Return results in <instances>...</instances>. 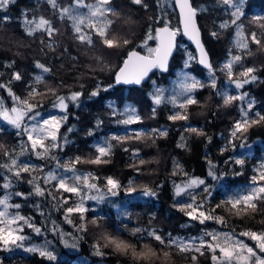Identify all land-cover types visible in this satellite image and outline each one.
I'll use <instances>...</instances> for the list:
<instances>
[{
  "label": "snow or ice",
  "instance_id": "snow-or-ice-1",
  "mask_svg": "<svg viewBox=\"0 0 264 264\" xmlns=\"http://www.w3.org/2000/svg\"><path fill=\"white\" fill-rule=\"evenodd\" d=\"M16 0H0V10L7 11L9 5ZM50 7L56 20L60 23L67 21L72 30L73 38L87 48H94L98 42L107 49H119L131 43V40L110 32L113 20L111 17L118 15L117 10L111 7L112 0H71L68 4H61L58 0H45ZM131 3L147 10L149 5L146 0H131ZM157 7L162 13H166L168 8L179 18V25L172 26L171 21L165 15L155 17L159 27L146 31L143 40L137 45L143 51L131 49L123 58L114 71L115 85H142L149 80L150 74L154 71L167 73L170 61L174 56L180 55L182 46L178 44L179 36L186 37L196 48L197 55H193L183 48L186 56L182 61V68L176 76L174 86L170 89L159 86L156 81L150 80L152 91L148 94L151 102L150 118L155 119L158 109L161 106L169 107L170 113L167 119L173 123L177 121L187 122L189 120L188 109L192 105H198L200 101L196 93L204 89H211L220 98L224 107L236 104L239 111V119L235 120L231 126L226 139V144L220 149L221 155L231 151L235 153L237 147L243 150L251 148L247 143L245 134L254 125L264 122V114L260 111L253 112L255 100L249 98L247 92L243 91L245 85L255 82L258 77L255 75L257 68L241 66L236 71V66L243 60L241 52L249 50V42L264 47V14L252 15L249 23L259 27L261 32L251 31L245 33L243 20L246 16V0H213L212 9H220L223 15L229 19L218 22L215 30L209 32L214 39L221 37V30L234 29L232 37V48L228 49V58L219 65H214L208 55L201 38V28L198 25V16L209 12L208 6H196L194 0H156ZM86 10V11H82ZM10 16H0V23L11 22ZM22 30L29 37L41 35L39 39L40 51L46 54L47 51L55 52L59 43L55 37L61 29L55 26L53 20L44 16H29L27 11L19 21ZM94 37L96 40L94 41ZM149 42H155V46H150ZM237 53L233 54L232 49ZM67 49H65V52ZM75 59V57H73ZM97 66L101 71H111L108 64L104 63L100 57H96ZM14 64L15 62H11ZM193 63L201 66L205 71V77L200 78L190 71ZM11 67V64L7 65ZM91 67V66H90ZM34 68L39 70V74H34L30 82L26 83V93L18 95L11 87L13 82L23 81V74L16 70L11 73V78L7 82L0 81V89L7 93L11 100V107H7L5 99L0 97V121L10 126L14 130V135L18 137L19 151L16 148L9 150L6 145L0 143V150H3L6 162H0V176L3 182L0 183V251L13 252L22 250L23 252L37 255L46 260L49 264H55L57 255L50 248V242L44 245H28L25 241L31 239L25 234V228L31 229L37 236L44 235V229L38 226L34 218L20 213L23 207L21 203H12L13 197L28 200L31 197L40 198L47 202L52 211H63V219L73 226L80 235L74 236L69 243L63 240L64 246L72 250L79 249V241L88 233V225H93L99 230L97 239L92 243L93 255L104 258L109 253L105 249H110L112 253L126 257L130 264H169L173 250L180 253H194L190 259L193 264L197 262V255H204V250L211 254L212 264H264V230L255 231L243 229L239 232L233 227L231 231H220L217 229H204L203 235L189 239L173 237L171 233L162 234L156 229H144L133 227L128 229L126 225L117 227L115 232L108 231L102 221L108 217L103 214L88 218L89 211H95L86 206L91 200L97 204L109 197H116L123 190L127 195H133L137 189L132 182L127 187H123L117 179L107 176L104 178L103 189L100 187L101 178L93 172H82L77 169V165L89 164L102 166L110 163L112 141H147L155 143L158 138H166L168 129L165 127L142 129L130 128L134 124L143 122V117L139 114L134 105L125 104L124 108L114 100H108L104 105L109 110L110 117L117 125L126 127L124 135L111 134L103 140L94 143L91 147L93 156L75 155L65 157L63 160L58 153L64 152L67 145L71 143L67 134L61 133V128L68 121L69 105L79 107L82 91L71 92L69 95H58L57 87L51 86L45 79L44 74H52V68L40 61L34 62ZM218 73H223L226 83L234 88L235 94L230 89L221 91L218 88ZM2 75V73H0ZM44 84L43 89L37 87ZM83 87V86H82ZM113 85L106 87L97 83L90 91L89 99L98 98L101 92H108ZM55 97L51 104V110L44 109L42 100L46 96ZM119 117V119H117ZM104 121L97 119L88 135H95L96 131L102 128ZM7 129L0 127V133ZM73 128H68L67 132H72ZM182 132L193 133L197 136H205L202 128L185 125ZM181 143L177 147H186L185 137L181 135ZM239 141V143H237ZM207 142L211 143V137H207ZM124 151H129L125 148ZM132 157L139 165L146 163L140 157L139 149H132ZM29 154L37 160L54 161L55 167L45 171L46 164H33L31 160L21 161L20 157ZM248 154L229 156L224 160L225 165H239L240 170L232 171L233 176H242L243 168ZM206 177H188L182 184H176L174 197L186 196V200H178L173 206L178 211L184 213L190 221H195L200 225L214 223L222 227H228L229 222L226 216L217 212L221 209L224 213L243 219L247 216L254 219L257 213L264 214V161H261L253 169L247 185L233 186L228 183L229 172L219 170V165L211 159L207 161ZM136 167V164L131 165ZM176 169H182L178 163ZM139 172V168H137ZM231 171V168H230ZM35 173H39L36 175ZM24 174L28 175L27 183L30 191L25 193L16 189V185L24 179ZM175 174V172L173 173ZM217 182L215 185L209 183ZM219 193V202L211 204V199ZM16 189V190H14ZM199 190L198 192L196 190ZM59 195H56V194ZM67 194V195H65ZM141 194L145 198H154L157 193L147 185L142 186ZM205 194L203 199L198 201V196ZM75 197L76 200L72 201ZM67 205V207H64ZM41 216H46L45 210L40 204L35 205ZM14 209L15 211H10ZM78 215L79 223H75L71 217ZM118 216L121 212L118 210ZM264 224V220L260 221ZM51 229L53 235H59L61 239L66 233L55 227L53 221ZM125 234L130 238H125ZM253 241L249 245L246 241ZM154 243L158 246H154ZM218 253V254H217ZM0 264L3 260L0 259Z\"/></svg>",
  "mask_w": 264,
  "mask_h": 264
},
{
  "label": "trees",
  "instance_id": "trees-1",
  "mask_svg": "<svg viewBox=\"0 0 264 264\" xmlns=\"http://www.w3.org/2000/svg\"><path fill=\"white\" fill-rule=\"evenodd\" d=\"M61 4H68L71 0H58ZM149 5L147 10L140 6L131 3V0H112L111 7L116 8L117 13H121L118 19H115L114 25L123 26L121 29L122 35L131 40V43L122 46L119 49H107L101 46L98 42L94 48L89 49L87 46L81 45L73 38L72 30L67 21L60 23L56 20L50 7L45 3V0H16L14 4L9 5L7 11L0 10V16H10L11 22L0 23V81L7 82L11 78L13 71H20L23 74V81L13 82L11 87L18 95L26 93V83L30 82L34 74H39V70L34 68V62L40 61L52 68V74H44L46 81L53 87H57L58 95H69L71 92L82 91L84 96L81 97L79 107L69 105V119L61 128L62 134H67L71 141L64 152L58 153L63 160L65 157H73L75 155L93 156L95 153L92 145L103 140L111 134L124 135L125 131L122 125H117L110 117L109 110L104 106L108 100H114L122 109L126 103L131 102L143 117V122L140 124L131 125L130 128L152 129L165 127L168 129L166 138H158L153 143L151 140L145 141H112L114 147L110 157V163L95 166L89 164L77 165V169L82 172H93L98 175L100 187L103 189L104 178L111 176L120 181L123 187H127L130 182L134 184L137 191L133 194L141 193V188L147 185L154 190L157 195L154 198L141 197L139 199H129L126 206L128 209V217L123 219L118 216V212L114 206L107 203L100 208H93L95 211H89L87 216L91 219L93 216L103 214L108 217L102 221L108 231L115 232L116 228L127 226L128 229L133 227H141L144 229H156L162 234L171 233L173 237H197L203 235L204 229H217L222 231H231L234 227L237 232L243 229H252L255 231L264 230V224L260 221L264 220V214L257 213L254 219H249L245 216L243 219L236 216L224 213L221 209L217 212L226 216L229 222L228 227H222L214 223H206L200 225L195 221H190L184 213L177 210L173 205L178 201L174 197V188L176 184H182L188 177H206L207 176V161L211 159L217 165L219 170L229 172L228 183L233 186L247 185L249 178L253 175V169L264 154V122L260 125L252 126L245 134L247 143L251 145L253 153L247 155L242 176H233L232 171L240 170L239 165H225L223 162L229 156H238L242 154L241 149L237 147L235 153L228 151L223 155L220 153L221 147L226 144V137L231 129L233 122L239 119V111L236 104L230 107H224L221 104L220 98L216 96L211 89H204L197 92L196 97L200 101L198 105H192L188 109L189 120L187 122L177 121L175 123L169 121L167 116L170 113L169 107L161 106L158 109L155 119L150 118V109L152 107L149 93L152 91L150 80H155L159 86H167L172 79L177 75V70L182 68V61L186 58L183 47L180 55L173 57L169 71L167 73L155 72L151 75L149 81L143 85L120 86L115 85L114 71L120 61L126 57V54L131 49L143 51L137 45L143 40L146 31L149 27L156 28L160 25L156 22L155 17L165 15L171 21L172 26L179 25L178 16L168 8L166 13H162L156 5V0H146ZM196 6H208L209 12L198 16V23L202 31L203 43L210 55L214 65L221 64L228 58V49L232 48V37L234 29L221 30V37L214 39L209 35V32L215 30L218 22L229 19L223 15L220 9H212L213 0H194ZM120 10V11H119ZM27 11L31 16H44L53 20L55 26L61 29V32L55 37L59 43V47L55 52L47 51L46 54L40 51L41 45L37 33L36 37H29L22 30L20 20L23 14ZM246 16L243 20L245 24V33L256 31L259 35L261 29L249 23L252 15L264 14V0H246L245 5ZM112 25L110 32H115L119 36L121 34L115 30ZM96 38L94 37V41ZM150 46H155V42H149ZM186 44L185 47L193 55H196L194 49L185 41L182 36H179L178 44ZM65 49L67 51L65 52ZM233 54L237 53L236 49H232ZM243 60L236 66V71L243 67H255L257 72L255 75L258 79L248 85H245L243 91L247 92L249 98L255 100L253 112L260 111L264 114V47L258 46L249 42V50L240 53ZM75 57V59H73ZM96 57H100L102 61L111 59V71H101L97 66ZM15 62L12 64L11 62ZM11 64V67L7 65ZM91 66V67H90ZM193 71L200 77H205L204 69L198 64L193 63ZM97 83L106 87L113 85L108 92H101L100 97L89 99V93ZM83 86V87H82ZM37 87L43 89L44 84ZM218 88L223 91L227 88V83L223 73H218ZM235 94L234 89H230ZM0 97L5 99L6 105L11 104L7 93L0 89ZM55 97L48 95L43 98V108L51 109ZM104 121L102 128L96 131L95 135H88V130L91 129L97 119ZM119 119V117L117 118ZM202 128L206 133L205 136H197L193 133L182 132L185 125ZM0 127L7 129L0 133V143L7 146L9 150L16 148L19 151L18 137L14 135V130L0 121ZM73 128L72 132H67L68 128ZM185 137L184 143L186 147H177L181 143L180 137ZM207 137H211V143L207 142ZM239 143V141L237 142ZM128 148L129 151H124ZM132 149H139L140 157L144 158L146 163L139 165L132 157ZM3 150H0V162H6ZM38 164H46L45 171L55 167L54 161L37 160ZM179 164L182 169H176L175 165ZM136 164V167L131 165ZM139 168V172L137 171ZM231 168V171H230ZM3 169H0L2 172ZM175 172V174H173ZM186 172L188 177L183 173ZM39 175V173H35ZM28 175L24 174V179L16 185V189L22 192H29L30 186L27 183ZM3 182V177L0 176V183ZM209 183L215 185L217 182ZM14 189V190H16ZM221 189L217 188V193L213 195L211 204L219 202V193ZM3 192L0 190V195ZM56 195H59L58 193ZM67 195V194H65ZM131 195V196H133ZM205 194L198 196V201L203 199ZM129 197L123 190L120 191L119 198ZM75 197L72 198L74 202ZM14 203H21L23 207L19 210L25 216L34 218L35 223L41 226L45 231L43 236L35 235L31 229L25 228L27 235L31 237L29 243L44 245L45 242H50L51 250L64 259H57L55 264H130L126 257L112 253L110 249H105L109 254L100 258L93 255L92 243L97 239L99 230L93 225H88V233L84 234V238L79 241V249L72 253L62 243L59 235H53L51 229L54 226L62 231L72 232L75 236L80 235L75 231L72 225L68 224L63 219V211H52L51 206L40 198L31 197L28 200H22L18 197H13ZM122 201V200H120ZM39 203L40 207L45 210L46 216H41L35 205ZM123 203V201H122ZM64 207H67L65 205ZM71 219L75 223H79L78 215L74 214ZM125 238H130L125 234ZM249 244H254L253 241H246ZM154 246H158L154 243ZM204 255H197L196 264H212L211 254L204 250ZM194 253H180L173 250L169 264H193L190 257ZM218 254V253H217ZM83 257L88 259V262L78 263L75 259ZM0 259L3 264H49L48 261L38 257L37 255L22 252H4L0 251Z\"/></svg>",
  "mask_w": 264,
  "mask_h": 264
},
{
  "label": "rangeland",
  "instance_id": "rangeland-1",
  "mask_svg": "<svg viewBox=\"0 0 264 264\" xmlns=\"http://www.w3.org/2000/svg\"><path fill=\"white\" fill-rule=\"evenodd\" d=\"M111 6V5H110ZM116 9V8H115ZM82 11H86V10H82ZM120 11V10H119ZM121 15V13H119L118 15H116V16H113V17H111V19L115 22V19H118V17ZM118 21H119V19H118ZM114 22H113V24L112 25H114ZM115 27H116V29L115 30H117L120 34H121V36H124V37H126V35H122V33H121V29L123 28V26H118V25H114ZM185 45L186 44H181V46L183 47V48H186L185 47ZM187 51H189L188 49H187ZM104 63H106V64H108L109 66H110V68H111V63L113 62V61H111V59H105L104 61H103ZM193 69V67L190 69V71L191 72H193L194 74H195V72L192 70ZM181 69H179V70H177V74H178V72L180 71ZM196 75V74H195ZM177 76V75H176ZM176 80V77L174 78V79H172L171 80V82L167 85V86H161V87H164V88H166V89H170L171 87H173L174 86V81ZM227 89H234V88H232L230 85H228L227 84V88H226V90ZM235 90V89H234ZM237 90H235V92H236ZM126 104H129V105H133L131 102H129V103H126ZM7 107H11V104L10 105H6ZM125 106V105H124ZM124 108V107H123ZM122 108V109H123ZM51 110V109H50ZM8 126V125H7ZM130 127V126H129ZM8 128L9 129H11L10 128V126H8ZM124 130H126V127H124ZM242 151V154H248V153H250L249 155H251L252 153H253V149L252 148H245V149H243V150H241ZM20 160L21 161H24V160H31V162L33 163V164H38V162L36 161V159L34 158V157H31L29 154H25L24 156H22V157H20ZM261 161H264V154H263V156L260 158V160L258 161V163L256 164V166L255 167H257L258 165H259V163L261 162ZM254 167V168H255ZM197 192L199 191L198 189L196 190ZM142 197V194L141 193H138V194H135V195H133V196H129V197H124L123 199L122 198H119V195L118 196H116V197H109V198H107V199H105L104 201H103V203H100V204H97L96 202H94V201H91V200H89V201H87V203H86V206L87 207H89V206H91V207H93V208H100L102 205H104L105 203H107V204H109V205H111V206H114L115 208H116V210H117V212H118V210L121 212V215H120V217L121 218H123V219H125V218H127L128 217V209H127V206H126V204H127V202H128V200L129 199H139V198H141ZM187 199V197L186 196H182V197H179L178 198V200H181V201H183V200H186ZM120 200H122L123 201V203H122V201H120ZM12 203H14L13 201H11ZM10 211H15L14 209H10ZM220 231H222V230H220ZM63 233H66L67 235H65L64 237H63V239H62V243H63V240H67L69 243H71L72 241H73V238H74V234L72 233V232H66V231H62ZM25 234L27 235V232L25 231ZM199 236H202V235H199ZM199 236H197V237H199ZM181 238H185V239H189V238H192L193 236H188V237H182V236H180ZM25 243L26 244H28V245H39V244H33V243H29V241H25ZM254 243V242H253ZM64 244V243H63ZM249 245H253V244H249ZM70 252H72V253H74V252H76L77 250H72V249H69V248H67ZM13 252H22V253H26V252H23L22 250H15V251H13ZM8 253H10V252H8ZM12 253V252H11ZM56 254V253H55ZM57 255V258L59 259V260H61V259H64L65 257L64 256H60V255H58V254H56ZM78 263H85V262H88L89 260L88 259H86V258H83V257H77L76 259H75Z\"/></svg>",
  "mask_w": 264,
  "mask_h": 264
},
{
  "label": "water",
  "instance_id": "water-1",
  "mask_svg": "<svg viewBox=\"0 0 264 264\" xmlns=\"http://www.w3.org/2000/svg\"><path fill=\"white\" fill-rule=\"evenodd\" d=\"M197 22H198V20H197ZM198 25H199V23H198ZM184 39H185V41L194 49V51H195V53H196V55H197V52H196V48H195V45L191 42V41H189L186 37H184V36H182ZM201 38H202V31H201ZM178 39H179V37L177 38V42H178ZM202 41H203V38H202ZM205 46V45H204ZM206 48V47H205ZM208 55H209V53H208ZM209 57H210V55H209ZM172 61V60H171ZM171 61H170V64H169V68H170V65H171ZM155 72H158V71H154L153 73H151L150 74V77H151V75L152 74H154ZM150 77H149V79H150ZM149 80H146L143 84H145V83H147ZM142 84V85H143ZM120 86H129V85H120Z\"/></svg>",
  "mask_w": 264,
  "mask_h": 264
}]
</instances>
